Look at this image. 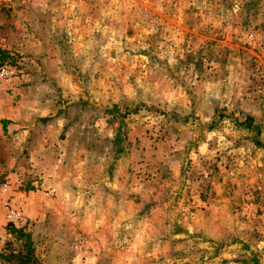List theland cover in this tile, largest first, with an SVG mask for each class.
<instances>
[{"label":"rangeland","instance_id":"rangeland-1","mask_svg":"<svg viewBox=\"0 0 264 264\" xmlns=\"http://www.w3.org/2000/svg\"><path fill=\"white\" fill-rule=\"evenodd\" d=\"M0 39V252L264 264V0H0Z\"/></svg>","mask_w":264,"mask_h":264},{"label":"trees","instance_id":"trees-1","mask_svg":"<svg viewBox=\"0 0 264 264\" xmlns=\"http://www.w3.org/2000/svg\"><path fill=\"white\" fill-rule=\"evenodd\" d=\"M9 64L14 67L20 69L18 64H16L15 59L5 50L0 52V65ZM119 111L118 106H114L113 109L109 110L108 113L110 115H115ZM220 120L223 119H232L234 120L230 114H227V110H223L219 115ZM238 121L236 122V124ZM248 129H254V120L251 117H247L246 122L241 124ZM120 136L118 135L117 140L119 141ZM117 146L119 151H122L121 144L117 142ZM9 234L14 237V239L22 244V249L18 252L11 251V252H0V262H6L11 264H37L38 258L35 255V245L32 239V235L28 233L23 228H17L14 225L9 226Z\"/></svg>","mask_w":264,"mask_h":264},{"label":"built area","instance_id":"built-area-1","mask_svg":"<svg viewBox=\"0 0 264 264\" xmlns=\"http://www.w3.org/2000/svg\"><path fill=\"white\" fill-rule=\"evenodd\" d=\"M3 41L0 39V44ZM20 74V70L17 67H14L9 64L0 65V84L7 83L15 78H17ZM4 193H8V187L5 186L3 188ZM6 216L8 221L16 223L21 219V212L16 210L12 205L6 206Z\"/></svg>","mask_w":264,"mask_h":264},{"label":"crops","instance_id":"crops-1","mask_svg":"<svg viewBox=\"0 0 264 264\" xmlns=\"http://www.w3.org/2000/svg\"><path fill=\"white\" fill-rule=\"evenodd\" d=\"M0 52H1V50H0ZM3 124H6V122H5V121H3Z\"/></svg>","mask_w":264,"mask_h":264}]
</instances>
